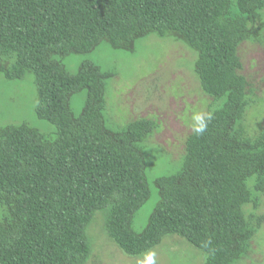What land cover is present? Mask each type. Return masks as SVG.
Listing matches in <instances>:
<instances>
[{
  "label": "trees",
  "instance_id": "obj_1",
  "mask_svg": "<svg viewBox=\"0 0 264 264\" xmlns=\"http://www.w3.org/2000/svg\"><path fill=\"white\" fill-rule=\"evenodd\" d=\"M263 10L264 0H0V76L32 74L36 116L55 128L46 137L27 123L0 126V264H85L86 228L102 210L108 237L129 256L167 235L202 252L203 264L247 256L262 225L249 224L244 207L264 192V131L249 135L243 124L249 101L238 47L257 39ZM150 34L193 50L204 93L221 104L202 118L204 132L188 137L177 173L155 179L158 203L137 232L133 219L150 198L143 143L156 126L107 127L115 74L91 61L71 73L63 61L103 42L132 52ZM82 92L75 115L71 100Z\"/></svg>",
  "mask_w": 264,
  "mask_h": 264
},
{
  "label": "rangeland",
  "instance_id": "obj_2",
  "mask_svg": "<svg viewBox=\"0 0 264 264\" xmlns=\"http://www.w3.org/2000/svg\"><path fill=\"white\" fill-rule=\"evenodd\" d=\"M261 14L257 39L243 41L238 47L240 75L246 82L249 101L243 124L249 135L264 131V10ZM196 58L193 50L173 37L150 34L138 39L132 52L115 50L103 42L89 54L70 55L63 61L71 73H76L83 61H91L115 74L106 84L107 127L119 131L139 119H148L156 126L143 143L150 198L133 219L137 232L144 229L158 203L155 179L177 173L185 156L186 141L195 126L220 107L221 101L205 94L201 87L194 72ZM36 95L32 74L20 81L0 76V126L27 123L50 137L55 128L36 116ZM85 98L84 92L72 98L75 115L80 113ZM253 196L257 206L247 204L244 215L249 224L262 218V225L251 240L248 255L235 264H264V192H253ZM106 218V210L98 211L86 228L91 254L85 264H147L149 255L154 264L204 262L205 255L178 235H167L149 252L129 256L108 237Z\"/></svg>",
  "mask_w": 264,
  "mask_h": 264
},
{
  "label": "clouds",
  "instance_id": "obj_3",
  "mask_svg": "<svg viewBox=\"0 0 264 264\" xmlns=\"http://www.w3.org/2000/svg\"><path fill=\"white\" fill-rule=\"evenodd\" d=\"M208 119H211V117L209 116ZM206 127H207V124H206L205 120L200 119L199 125L197 127H195V132L196 133H203L204 130L206 129ZM147 264H154L151 255L148 256Z\"/></svg>",
  "mask_w": 264,
  "mask_h": 264
}]
</instances>
